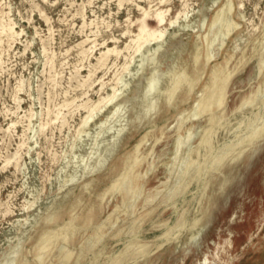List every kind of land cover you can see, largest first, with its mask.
Segmentation results:
<instances>
[{
	"label": "rangeland",
	"instance_id": "374dc122",
	"mask_svg": "<svg viewBox=\"0 0 264 264\" xmlns=\"http://www.w3.org/2000/svg\"><path fill=\"white\" fill-rule=\"evenodd\" d=\"M150 1H124L119 5L118 0H0V21L15 23L18 32L10 41L4 37L0 40V264L9 261L17 250L22 251V256L17 254L15 264L24 262L25 257L30 262L33 260L36 223L51 205L56 209L65 206L54 218L61 224L79 222L83 226L89 219L95 226L105 221L109 214L115 217L113 221L119 220L115 228L106 231L100 241L89 248L84 241L92 232L89 227H84L86 230L72 239L55 241L51 245L52 254L49 252L44 256V261L49 264H57L59 257L54 258L55 249L61 250L62 245L74 252L66 264H89L94 252L99 253L96 264H111L113 258L110 255L118 256L127 242L131 244L121 252L125 259L122 264H197L203 253L215 264L264 263V141L251 155L246 153L222 168L221 172L229 175V181L223 187L219 185L220 173L210 176L207 197L201 195L218 150L247 131H257L264 121V96L243 113L231 115L241 99L258 84L260 74L257 77L256 60L252 59L232 77L224 102L229 119L216 131L211 146H199L206 129V124L201 126L206 112L197 105L205 95L203 88L208 79L213 81L215 78L210 74L214 66L220 64L218 74H222L226 70L225 60L230 56L229 69H232L242 50L246 57L251 54V40L258 36L255 28H261L264 22V0H241L243 9L238 8L239 0H230L229 33L222 45L221 37L214 42L212 59L206 67L201 66L204 71L199 83L188 101L180 104L178 109L176 103L171 107L161 100L159 115L153 123L150 122L152 118L143 116L139 94L154 65L140 69L137 63L142 56L138 54L129 71L123 73V82L128 85L115 101L124 104L121 113L125 121H119L118 117L108 118L114 109L112 103L98 111L83 128V133L78 134L81 119L86 114L80 105L96 102L99 96L111 92L114 74L121 72L124 54H128L123 51L117 58L111 55L105 66L94 70L92 65L105 44H115L123 49L129 40V35L124 32L137 31L136 19L144 10L151 12L146 19L151 28L156 26L155 8L156 11L168 9L166 20L185 10L187 19L180 18L177 25H166L163 51L156 55L159 64L155 69L163 72L175 61L193 75L191 52L194 43L199 41V33L208 29L202 30L199 25L203 19L208 25L226 2L218 0L211 7V0ZM185 24L190 27L183 30L181 26ZM87 38L84 47L93 43L95 47L92 53L83 57L78 43ZM201 49L204 54L203 41ZM142 52L146 54V48ZM89 70L93 73L87 79ZM163 81L161 87H164ZM193 103L192 111L176 127V113L189 110ZM101 122L106 124L97 134ZM123 124L126 128L119 141L117 139L113 144V135ZM177 134L180 136V156H174L173 148H170ZM88 156L84 162L83 158ZM123 156L124 176L115 183L124 184L121 190L112 187L110 179L121 167ZM100 157L106 160L97 167ZM190 157L194 162L184 171V164ZM89 170L93 172L89 173ZM89 181L92 182L91 195L82 187V183ZM105 187L114 190L104 197V201H99L97 195ZM137 195L156 197L150 202L143 199L132 213L130 207ZM73 196L80 197L81 202L75 204ZM30 201L34 202L32 207L23 208ZM91 204L100 211L87 212ZM120 205L128 212L116 209ZM195 217L202 220L197 230H190ZM119 229L122 233L119 237L114 236ZM196 231H199L197 243L187 244ZM229 239L231 247L227 245ZM136 241L146 243L141 253H137L134 246ZM83 243L84 248L80 249ZM80 255L83 256L78 263L76 257Z\"/></svg>",
	"mask_w": 264,
	"mask_h": 264
},
{
	"label": "bare ground",
	"instance_id": "6f19581e",
	"mask_svg": "<svg viewBox=\"0 0 264 264\" xmlns=\"http://www.w3.org/2000/svg\"><path fill=\"white\" fill-rule=\"evenodd\" d=\"M124 1L128 2V1H132V0H118L119 5H121ZM147 1L151 2L150 0H147ZM163 1L164 0H159L160 3ZM217 1L218 0H211V7L214 6ZM184 5L186 7V4H184ZM242 7H243V3L241 2V0H239L238 1V8L240 9ZM156 9L157 8H155V10H154L155 12L153 13V17L155 19L154 21L156 22V24H155L156 26L154 28L149 27L147 24V21H146V19H148V14L151 12L144 10L141 13L142 14L141 17L136 19L137 31L135 33H131L130 30L125 29L126 31L124 32V35H126V34L129 35V40L125 44L124 48L122 47L123 49H119L118 46L115 44L113 46H109V45L105 44L103 51H100L99 57L97 56V58H96V63L94 65H92V68L94 70L97 67L105 66L108 58L111 55L114 56L115 58H117L120 54L123 53V51H126L128 54L127 53H126L127 55L124 54V60L125 61H124V63H122L123 65L121 66V72H119V73L116 72L114 74V81H112L114 83H113V86H111V92L105 93L104 96H99V98L97 99L96 102H90V104H88V102H85L84 104L80 105V106L85 108L86 114L83 115V117L81 119V124H80V128L78 129V134H80V132L83 131V128L85 126H87V124L90 122V120L94 119V116L98 111H100L102 108H104L107 105L112 104V103L114 104V109L111 112V116H109L108 118L118 117L119 121H120V119H121V121L124 120V117H123L124 115H122V113H121L122 110H124L123 109L124 104L122 102L119 103V102H115V101L117 99H119L118 97L121 96L124 88H126L128 85L127 83L123 82V73L126 71H129L128 69L130 68V64L134 61L135 56L138 54H140L142 56L140 63H137V64H139L138 67H140V69H143L145 65H152V66L154 65L152 72L150 73L149 76L146 77L145 84H144V86H143V88L139 94V97H140L141 102H142L143 116L147 119L152 118L150 120V122L153 123L155 121L156 117L159 115V102L161 100H163L168 106H171V107L176 103L175 108L178 109L177 107H179L180 104H183V103L188 101L190 94L195 89L197 83H199V79L201 78L203 71H204L203 69L201 70V68H202L201 66H203V68L206 67L207 63L212 59V51H211L212 45L214 44V42L217 40L218 37H221L220 41H221V45H222L223 40L225 39V37L229 33L228 28L231 26L230 23L228 22V18H229L228 14L232 10V5H231L230 0H226V2L222 5V7L219 8L215 12V14L211 18L208 25L205 23V19H203V21L199 25V27L202 30L206 29V27L208 29H207V31H202L199 33V35L197 36L199 41H196L194 43V48H193V51L191 52L192 64L194 66V68H193L194 74L193 75L189 74L186 71V69L179 67L177 65V62H175V61L172 62L171 67H169L165 71L161 72V71H157L155 69V67L159 64L157 59H156V55L160 51H163L162 46H163V43L165 42V37H166V33H167L166 25H168V26H173L175 24L177 25L178 22L180 21L179 20L180 18L181 19L182 18L187 19L188 12L185 10L179 11V13L175 17L166 20V12H168V9L159 10V11H156ZM151 11L153 12V10H151ZM42 15H43V13H42ZM188 19H189V17H188ZM12 22H13V20H12ZM14 24L15 23H8V22L2 23L0 21V40L2 37H4L7 41H10L14 38V36L18 35V32L14 28ZM83 25H85V23H83ZM181 27L184 30L186 28H189L190 25L185 24L184 26H181ZM256 30H257L258 36L251 40L252 49H251V54L249 55V57H246V52L244 50H242L241 57L238 59V62L233 66L232 69H229V62H230L231 57H232V56H230L229 59L225 60L226 70L223 71L222 74H218L220 64L217 66H214L210 71L211 76L215 77V78L213 81H211V78L208 79L207 83L205 84V86L203 88L205 91V95L197 103L198 107L201 108L204 112H206L205 116L203 117V120H201V126L206 124L204 126V127H206V129L202 134V139H201V142L199 145L200 147H202L206 144H210L211 141L214 139L216 131L222 126V124L225 121H227L229 119V117L228 118L226 117L228 112H227L226 104H224V102H225V96H226L228 89H229V85L231 83V79L235 74L240 72L252 59H255L257 62L256 63L257 77L260 74V76L258 78V84L255 88H252L250 90L249 94L245 95L241 99L239 106L235 107L234 111L231 112V115L233 117H235L236 115L243 113L244 110L255 105L262 98V96H264V22H263L261 28L257 27V28H255V31ZM88 40H89L88 38L85 40L83 39L82 41L80 40L81 42L78 43V46L80 47L79 53L83 57H87L89 53H92V51L94 50V47H95V44L93 43L91 46H89V47L87 46V48H85L84 44ZM202 41L204 42V44L206 46V51L204 54H203V51L201 49V42ZM2 42H3V40H2ZM102 45H103V43H102ZM9 46H10V43H9ZM6 48H8V46ZM144 48H146V51H147L146 54H144L142 52V50ZM23 50L25 51V49H23ZM48 60L49 59H47V61ZM138 72H141V71L139 70ZM92 73L93 72L91 70H89L88 75H87V79L90 78ZM135 76L137 77V75H135ZM82 79H85V78H82ZM163 80H165V84H164V87H161L160 85H161V82ZM84 82H86V80H84ZM102 85H103V83L101 84V86ZM16 90L18 91V89H16ZM97 93H98V91H97ZM199 97H200V95L198 96V98L196 100H198ZM193 107H194V103H193V105H191L189 110L176 113V115H177L176 127L184 122V120L187 118L188 114L192 111ZM126 109H128V108H126ZM258 115L259 114L257 113L256 116H258ZM137 118H138V116H137ZM105 124H106V122H101L99 124V131L97 132V134H100L102 132L103 128L105 127ZM119 126L120 127L116 130V134L113 135V141H112L113 144H116L117 139L119 141V138L121 136L122 131H124L126 128L125 124L119 125ZM165 128L168 130L167 125L165 126ZM113 129H115V128H113ZM108 130H112V128H108ZM108 130H106V131H108ZM73 136H75V135H73ZM161 136L164 138L163 132L161 133ZM143 140H142L141 144L143 143ZM262 141H264V121L260 124L257 131H255V132H250V131L248 132L247 131V132L243 133L237 140L232 141L231 143L221 147V149H219L218 152L216 153L213 167L209 170L208 175L206 176V178L204 180L201 195L207 197L206 189L209 186L208 179L214 173H220L221 181H220L219 185H220V187H223V185L229 181V175L222 173L221 172L222 168L228 163L231 164V162H235V161L239 160L246 153L251 155L253 152H255L256 146H258L260 144V142H262ZM209 146H211V144ZM170 148H173L172 154L174 156H178V155L180 156L181 146H180V136L178 134L174 135V138L172 140ZM197 151L198 150H195V153H197ZM128 153L129 152L125 153L124 156ZM75 156H77V155H75ZM124 156L121 159V162H122L121 167L110 179L111 186L114 188H120L121 190H123L124 184L123 185H117L115 183L120 176H124V171H123V166H124V161H125ZM89 157L90 156H88L87 158H83V161L85 162ZM105 160L106 159L104 157H102V158L100 157V159L97 161L96 166L101 167L102 164L105 162ZM193 162H194V160L192 159V157H190L188 159L187 163L185 162L186 164H184V171L190 165H192ZM163 165L165 166L164 163H163ZM63 170L64 169H62V171ZM90 172H93V170H89V173ZM91 183H92L91 181L82 183L83 184L82 187L84 189V192L86 190V191H88L87 193H89L90 195H91L90 188L92 187ZM114 188L108 190L105 187L104 190L97 195V199L99 201L103 200L107 194L112 193ZM80 193H81V191H80ZM73 197L76 198L75 204L81 202L80 197H78V196L77 197L73 196ZM154 197H156V196H154ZM154 197L151 195H147L146 197H142L141 195H137L135 197L134 203L130 207V209H132V211H133L132 213H135L136 206L138 204H140L143 201V199H144V201L150 202L154 199ZM198 200H200V198H198ZM33 204H34V202L30 201L27 203V206H25V207L23 206V208L28 209V208L32 207ZM59 204H61V203H59ZM64 208H65L64 205L60 206V208H58V209H56L53 205H51V206H49V209H47L48 211L46 210L47 213L44 211L46 213V215L44 217H42L41 220H38L39 222L36 223L38 226L35 230L37 232V236L35 237L34 244L32 245V251L34 252L33 257H32L33 260H31V262H30L25 257L24 262L23 261L19 262V264H49L50 262L48 263V262L44 261V256L47 255L49 252L50 253L52 252L51 245H53V243L57 240L65 241L67 239H72L76 234L83 233L86 230L84 227H89L88 230L91 229V231H92V232H90L91 234H89V236L84 240L85 243L87 244V247L89 248L90 246L94 245L96 242H99L100 239L102 238L103 234L106 231L112 230V228L115 226V223L119 220L118 219L117 221H113V218L115 219V217L112 218L111 214H109L106 217V219H104L105 221L97 223V225H95V226L93 225V223H91V220H89V219L85 222V225H83V226L79 222H66V224L65 223L61 224V223L54 221L55 216L60 214ZM71 208L74 211L75 206L72 204ZM101 208H102V205H101ZM119 208H122V205L116 206V209H119ZM97 209H96L95 204H91L89 206L87 212L97 211ZM116 209H115V211H116ZM122 209H124V208H122ZM205 209H207V208H205ZM98 210L100 211V209H98ZM124 211H125V213L128 212V210H125V209H124ZM76 214H78V210L75 212V215ZM112 214H114V213H112ZM200 220H202V218L198 219L195 217V220L193 223H191V225L189 226V229L190 230L191 229L197 230ZM49 222H51V223H49ZM31 227H35V226H31ZM125 227H126V225H125ZM29 229H30V227H29ZM121 231L122 230L119 229L117 231V233H114V236L119 237V235L122 233ZM132 231H133V227H132ZM198 237H199V231H196V234H195V236H193L192 239H191V237H190V239L188 238L187 244L192 245V244L197 243ZM85 243H83L81 245L80 249L84 248ZM130 244H131L130 242L125 243L124 248L122 247L123 250L126 249L127 247H129ZM145 245H146V243L140 244L139 241H136L134 246L137 247L136 248L137 253H141V251L144 249L143 247ZM227 245L229 247H231V240L230 239L228 240ZM18 246H20V245L18 244ZM18 246H16V247H18ZM122 251H120V253L117 254L118 256L114 257V256L110 255L113 258V261L111 264H122L123 263V261L125 259L123 258L124 256L123 257L121 256ZM21 252H19L18 250L14 251L15 255L9 261L4 262V264H13L14 262H18L17 261V259H18L17 254L19 255V254H21ZM55 252H56V255L54 258L57 259V257H59L57 259V264H66L67 262H69L71 260V258L74 255L73 249H69L67 246H64V245H62L61 250L55 249ZM21 256H22V254L20 255V257ZM82 256L83 255L77 256L76 262H78ZM98 258H99V253L94 252L92 254V256L90 257L91 261L89 264H96ZM197 264H215V263L209 259L208 254L203 253L201 260H199Z\"/></svg>",
	"mask_w": 264,
	"mask_h": 264
}]
</instances>
